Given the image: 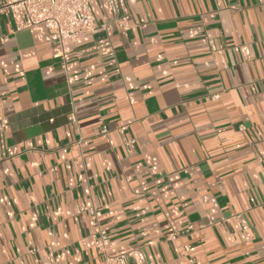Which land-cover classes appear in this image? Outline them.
<instances>
[{
  "label": "crops",
  "instance_id": "crops-1",
  "mask_svg": "<svg viewBox=\"0 0 264 264\" xmlns=\"http://www.w3.org/2000/svg\"><path fill=\"white\" fill-rule=\"evenodd\" d=\"M120 6L66 62L0 11V264H104L99 225L111 255L264 264V0Z\"/></svg>",
  "mask_w": 264,
  "mask_h": 264
},
{
  "label": "built area",
  "instance_id": "built-area-1",
  "mask_svg": "<svg viewBox=\"0 0 264 264\" xmlns=\"http://www.w3.org/2000/svg\"><path fill=\"white\" fill-rule=\"evenodd\" d=\"M97 1L103 3L121 29H130L129 17L121 15L120 0H7L0 7V11L13 17L17 31L38 25L45 26L51 40L60 48L56 57H62L66 62L69 46L72 43L78 41L83 35L94 33L101 28L93 13V4ZM103 27L108 28V25L105 24ZM234 50L246 60L253 58L252 49L248 45L236 46ZM75 119V115L72 114L70 120L75 121ZM101 134L107 136L106 126L101 129ZM78 211L89 212L95 222L100 224L102 212L96 207H79ZM243 228L247 231V227ZM90 238L102 251L104 264H166L150 261L144 250L139 247L111 255L108 252L110 238L107 231L100 225L98 231L90 235ZM187 250L192 251L193 248L187 247Z\"/></svg>",
  "mask_w": 264,
  "mask_h": 264
}]
</instances>
